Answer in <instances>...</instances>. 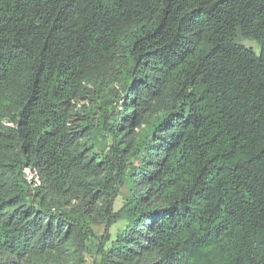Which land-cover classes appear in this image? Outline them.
<instances>
[{
	"label": "trees",
	"instance_id": "trees-1",
	"mask_svg": "<svg viewBox=\"0 0 264 264\" xmlns=\"http://www.w3.org/2000/svg\"><path fill=\"white\" fill-rule=\"evenodd\" d=\"M88 258L264 264V0H0V264Z\"/></svg>",
	"mask_w": 264,
	"mask_h": 264
},
{
	"label": "rangeland",
	"instance_id": "rangeland-1",
	"mask_svg": "<svg viewBox=\"0 0 264 264\" xmlns=\"http://www.w3.org/2000/svg\"><path fill=\"white\" fill-rule=\"evenodd\" d=\"M241 43L243 45H245L246 47L252 48L256 53L258 52V47H257V45L254 42H252L250 40H242ZM124 195H125V191H122L121 196L115 202V210H118L121 207ZM121 227H122L121 223L115 224L114 226H112V228L110 230V233L113 236H115L116 232L119 231V229H121ZM95 231L97 232L98 235L102 234L103 226L96 227ZM90 263H91V259L88 258V263L87 264H90Z\"/></svg>",
	"mask_w": 264,
	"mask_h": 264
}]
</instances>
